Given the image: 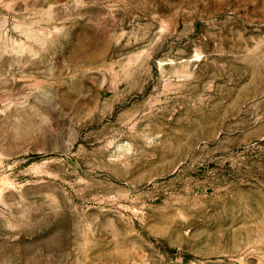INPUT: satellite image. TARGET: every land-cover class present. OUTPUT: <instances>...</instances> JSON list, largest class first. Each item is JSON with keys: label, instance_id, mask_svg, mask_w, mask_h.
<instances>
[{"label": "rangeland", "instance_id": "rangeland-1", "mask_svg": "<svg viewBox=\"0 0 264 264\" xmlns=\"http://www.w3.org/2000/svg\"><path fill=\"white\" fill-rule=\"evenodd\" d=\"M0 264H264V0H0Z\"/></svg>", "mask_w": 264, "mask_h": 264}]
</instances>
